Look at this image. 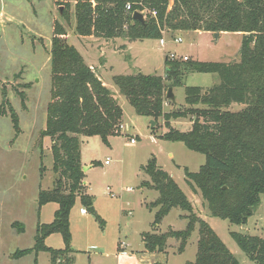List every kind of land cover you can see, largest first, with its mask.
I'll list each match as a JSON object with an SVG mask.
<instances>
[{
    "label": "trees",
    "instance_id": "1",
    "mask_svg": "<svg viewBox=\"0 0 264 264\" xmlns=\"http://www.w3.org/2000/svg\"><path fill=\"white\" fill-rule=\"evenodd\" d=\"M54 1L65 6L63 17L67 22L74 3L79 38L162 39L164 32L174 36L180 31L244 34L237 61L170 60L167 56L164 75L120 74L114 76V81L137 114L156 122L163 119L168 128L163 138L183 142L190 150L206 156L198 172L185 168V176L194 193L201 194L210 215L232 224H246L264 194V0ZM136 11L144 13L145 23L134 20ZM67 38L65 26L56 21L50 51L51 100L46 127L41 131L42 138L52 141L56 179L51 189L40 191L39 206L53 202L58 208L52 222L38 223L34 247L13 254L14 258H22L47 251L51 264H64L66 260L59 261L60 257L75 251L71 246L70 213L76 199L80 197L82 204L95 212L93 197L86 193L80 137L100 136L108 143L123 119L117 96ZM195 72L217 74L220 81L205 90L185 85L184 79ZM177 86L185 88L186 105L166 111L168 89ZM21 96L24 100V93ZM233 104L242 108L231 110ZM186 116L193 118L190 129L174 128L172 120ZM142 169L150 178L142 186L159 193L151 203L152 208H157L152 232L143 234L148 251L167 252L168 240L175 238L180 240L181 253L199 226L196 259L186 264H240L212 226L195 212L187 194L156 157ZM173 208L188 212L186 228L158 233ZM12 226L25 231L23 223L14 222ZM53 233L63 236L65 249L46 245V238ZM232 236L252 261L264 264V238L237 231Z\"/></svg>",
    "mask_w": 264,
    "mask_h": 264
},
{
    "label": "rangeland",
    "instance_id": "2",
    "mask_svg": "<svg viewBox=\"0 0 264 264\" xmlns=\"http://www.w3.org/2000/svg\"><path fill=\"white\" fill-rule=\"evenodd\" d=\"M65 9L54 0H0V264H35L33 254L22 258H14L13 254L34 247L38 223L53 221L58 208L53 202L39 206L40 191L51 189L56 179L52 141L41 136L51 100L50 51L56 21L65 26L69 43L79 50L89 66L96 68L104 85L117 96L123 108L121 124L129 127L128 131L123 127L120 133L110 136L108 143L100 136L80 137L86 193L93 197L95 212L84 206L80 197L76 199L70 213L71 246L76 250L72 255L65 253L59 261L66 260L64 264H119L121 258V264H135V258L120 255L119 248L122 243L137 248L141 233L153 229L156 209L151 203L159 195L158 191L142 186L144 180L150 179L142 166L156 157L164 170L173 173L195 212L206 220L205 213H210L203 198L200 193H194L185 176V168L198 172L206 156L190 150L183 142L163 138L168 130L163 119H158L154 128V119L137 114L128 98L120 93L114 76L137 72L164 75L165 59L171 53L187 55L191 61L234 62L240 57L243 33L224 32L216 38L206 31H180L166 37L164 42L160 39L131 41L126 37L79 38L75 31L74 3H71L68 22L63 17ZM177 37H181L182 42H176ZM219 81L217 74L199 72L190 73L184 79L185 85L200 86L204 90ZM21 93H24V100ZM174 93L175 101L167 100L171 105L166 107L165 104L166 111L173 106L186 105L185 88L177 86ZM241 108L239 104L230 107L234 111ZM192 121L191 116L180 117L173 119L172 125L188 131ZM131 137L136 138V143H131ZM170 152L174 154L172 157ZM81 207L87 208V214L80 213ZM187 213L173 208L157 232L186 228ZM206 221L240 264H256L239 247L232 232L264 238V194L244 225L214 216ZM14 222L23 223L25 231L13 228ZM199 238L196 228L181 253L180 240L170 238L162 264L194 261ZM62 239L60 233H54L46 244L64 247ZM48 255L51 254L41 257L40 264H46Z\"/></svg>",
    "mask_w": 264,
    "mask_h": 264
},
{
    "label": "crops",
    "instance_id": "3",
    "mask_svg": "<svg viewBox=\"0 0 264 264\" xmlns=\"http://www.w3.org/2000/svg\"><path fill=\"white\" fill-rule=\"evenodd\" d=\"M201 32V31H200ZM210 34H213V33H211V32H209ZM167 34L169 35V36H167ZM224 34V32H221L220 33V36L221 35H223ZM241 34V33H240ZM242 36H243V34H242ZM166 37H172V35H170L169 33H167V32H164V34H163V38L162 39H160V41L161 42H164V40L166 39ZM132 41V40H131ZM94 68V67H93ZM94 70H96V68H94ZM163 75V74H162ZM203 88V87H202ZM210 88V87H209ZM166 107H168V106H170L171 105V103H168L167 101H166ZM174 107V106H173ZM173 107H171V108H173ZM171 108H169L167 111H170L171 110ZM172 123V122H171ZM169 155L172 157L174 154H173V152H170L169 153ZM82 164L84 165V163L82 162ZM91 166H89V167H87V169H89ZM86 171V170H85ZM86 173V172H85ZM170 173V175L173 177V178H175L174 177V175H173V173L172 172H169ZM176 181V180H175ZM85 184H86V186H87V182L85 181ZM150 189V188H149ZM159 196V195H158ZM188 196V195H187ZM158 198V197H157ZM156 198V199H157ZM156 199L154 200V201H156ZM153 201V202H154ZM95 208V207H94ZM156 210H155V212H154V217H155V213H156V211H157V208H155ZM172 211V210H171ZM170 211V212H171ZM169 212V213H170ZM81 213V212H80ZM82 214V213H81ZM185 214H180V216H184ZM204 217H205V219L206 220H209L210 221V218L212 217L210 214H207V213H205V215H204ZM165 218V217H164ZM164 220V219H163ZM52 222V221H51ZM163 222V221H162ZM50 223V222H49ZM162 224V223H161ZM196 228H198V231H199V226H197ZM160 231V230H159ZM145 232H152V229L150 230V231H143L142 233H141V243L140 244H138V246H137V248H133V247H131L130 248V243H127V244H125V243H122L121 244V246H120V248H119V254L120 255H123V256H130V258L131 257H134L135 258V260H136V262H135V264H162V262H163V256L165 255L164 254V252H150V251H148L147 250V248H146V246H145V241H144V239H143V234L145 233ZM54 234V233H53ZM53 234H51V235H49L47 238H46V240L50 237V236H52ZM62 236V235H61ZM199 237H200V233H199ZM62 238H63V236H62ZM46 240H45V243H46ZM63 240V244H64V247L63 246H59L60 248H55V249H65V247H66V245H65V242H64V238L62 239ZM197 241H199V239L197 240ZM58 243V242H57ZM87 243H88V241H87ZM168 244H170V243H168ZM198 244V243H197ZM47 245V244H46ZM59 245H61V244H59ZM91 245V244H90ZM48 246H50V247H52V248H54L53 246H52V244L51 245H48ZM93 246H96V245H92V247ZM133 248V249H132ZM74 250H76V248H74ZM167 251V250H166ZM49 254V252H47V251H41V252H39L38 254H35V253H32L34 256H35V259H37V263L38 264H40L41 262H40V259H41V257L43 256V255H45V254ZM69 254V253H68ZM73 254V252H71L70 253V255H72ZM109 254V253H108ZM28 255H30V254H28ZM66 255V254H65ZM110 255V254H109ZM27 256V255H26ZM164 257H166V256H164ZM46 258V260H47V262H46V264H51V255L49 256H46L45 257ZM62 260H64V259H62ZM162 261V262H161ZM121 262H122V260H121V258H120V261H119V264H121ZM164 262H165V259H164Z\"/></svg>",
    "mask_w": 264,
    "mask_h": 264
},
{
    "label": "built area",
    "instance_id": "4",
    "mask_svg": "<svg viewBox=\"0 0 264 264\" xmlns=\"http://www.w3.org/2000/svg\"><path fill=\"white\" fill-rule=\"evenodd\" d=\"M131 8V5H127V9H130ZM154 14H155V12H154ZM175 41L176 42H182V38L181 37H177V38H175ZM169 59L170 60H188L189 59V57L187 56V55H185V56H181V55H179V54H176V53H171L170 55H169ZM125 128L127 131H128V129H129V127L128 126H123L122 124H120V126H118L116 129H115V133H120V131H121V129L122 128ZM131 143H136V138H134V137H131ZM107 163H109V161L107 160L106 161V164ZM80 212L82 213V214H87V212H88V210H87V208H85V207H81L80 208Z\"/></svg>",
    "mask_w": 264,
    "mask_h": 264
},
{
    "label": "water",
    "instance_id": "5",
    "mask_svg": "<svg viewBox=\"0 0 264 264\" xmlns=\"http://www.w3.org/2000/svg\"><path fill=\"white\" fill-rule=\"evenodd\" d=\"M61 12H62V7H61ZM134 20H137V21H140L141 23H145V15L143 12H140V11H136L134 13V16H133ZM214 36L216 38H219L220 37V33L219 32H216L214 33ZM175 93H174V88L173 87H170L168 89V92H167V99L171 100L172 102L175 101ZM156 124V121L155 120H152V127H154ZM87 169V168H86ZM90 211H93L92 208L89 209Z\"/></svg>",
    "mask_w": 264,
    "mask_h": 264
}]
</instances>
